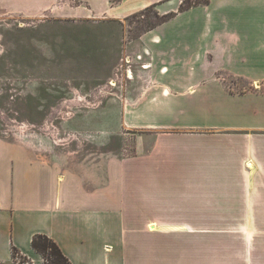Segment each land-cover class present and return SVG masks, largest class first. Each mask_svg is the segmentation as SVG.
Returning a JSON list of instances; mask_svg holds the SVG:
<instances>
[{"label":"crops","instance_id":"crops-1","mask_svg":"<svg viewBox=\"0 0 264 264\" xmlns=\"http://www.w3.org/2000/svg\"><path fill=\"white\" fill-rule=\"evenodd\" d=\"M134 45L150 66L121 121L150 142L78 157L0 137V264L12 245L42 264L36 233L71 264H264V0L191 6Z\"/></svg>","mask_w":264,"mask_h":264},{"label":"rangeland","instance_id":"rangeland-1","mask_svg":"<svg viewBox=\"0 0 264 264\" xmlns=\"http://www.w3.org/2000/svg\"><path fill=\"white\" fill-rule=\"evenodd\" d=\"M118 1L0 0L1 138L78 157L130 152L136 133L150 142V128L121 117L138 106L131 97L150 66L134 40L163 14L152 4L123 16Z\"/></svg>","mask_w":264,"mask_h":264},{"label":"trees","instance_id":"trees-1","mask_svg":"<svg viewBox=\"0 0 264 264\" xmlns=\"http://www.w3.org/2000/svg\"><path fill=\"white\" fill-rule=\"evenodd\" d=\"M208 1L209 0H181L176 11H170L163 14L161 20L157 24L167 20L168 18L173 16L175 12L183 11L191 6H195L198 4H206L208 3ZM155 25L150 26L148 29L154 27ZM30 244L31 247L40 254L42 258V264H71L70 260L63 254L56 241L46 234H34L31 238ZM11 255L13 259H15L19 255L20 259H26L27 264H33L28 257L23 255L13 245L11 246Z\"/></svg>","mask_w":264,"mask_h":264},{"label":"built area","instance_id":"built-area-1","mask_svg":"<svg viewBox=\"0 0 264 264\" xmlns=\"http://www.w3.org/2000/svg\"><path fill=\"white\" fill-rule=\"evenodd\" d=\"M144 51H145V49H144ZM144 53H145V52H144ZM136 58L139 59V58H140V55H137ZM146 65H148V64L143 63V64H141V67H142V68H147V67H145ZM148 67H149V66H148ZM111 82H113V81L111 80L110 83H111Z\"/></svg>","mask_w":264,"mask_h":264},{"label":"bare ground","instance_id":"bare-ground-1","mask_svg":"<svg viewBox=\"0 0 264 264\" xmlns=\"http://www.w3.org/2000/svg\"><path fill=\"white\" fill-rule=\"evenodd\" d=\"M146 67V66H145Z\"/></svg>","mask_w":264,"mask_h":264}]
</instances>
